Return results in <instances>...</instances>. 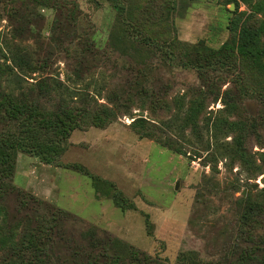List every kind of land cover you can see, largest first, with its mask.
Wrapping results in <instances>:
<instances>
[{
  "label": "rangeland",
  "instance_id": "374dc122",
  "mask_svg": "<svg viewBox=\"0 0 264 264\" xmlns=\"http://www.w3.org/2000/svg\"><path fill=\"white\" fill-rule=\"evenodd\" d=\"M2 155L0 264H264V0H0Z\"/></svg>",
  "mask_w": 264,
  "mask_h": 264
},
{
  "label": "trees",
  "instance_id": "16d2710c",
  "mask_svg": "<svg viewBox=\"0 0 264 264\" xmlns=\"http://www.w3.org/2000/svg\"><path fill=\"white\" fill-rule=\"evenodd\" d=\"M250 37L251 36L248 33L243 32L241 34V36L239 38V46H238V53H239V55L245 56L246 54L249 53ZM253 54L255 56L257 55V53H254V52H253ZM3 150H4V152L7 150V147L5 146V143L3 145ZM0 160L3 163V166L5 167L4 168L5 170L10 169L9 168L10 165L8 164V160H7V157L5 155H2Z\"/></svg>",
  "mask_w": 264,
  "mask_h": 264
},
{
  "label": "water",
  "instance_id": "95a60500",
  "mask_svg": "<svg viewBox=\"0 0 264 264\" xmlns=\"http://www.w3.org/2000/svg\"><path fill=\"white\" fill-rule=\"evenodd\" d=\"M178 184H176V187H177Z\"/></svg>",
  "mask_w": 264,
  "mask_h": 264
}]
</instances>
